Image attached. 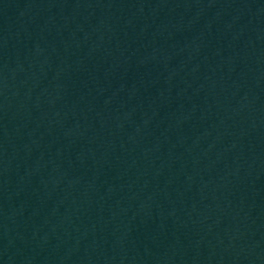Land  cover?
Masks as SVG:
<instances>
[{
	"label": "water",
	"instance_id": "water-1",
	"mask_svg": "<svg viewBox=\"0 0 264 264\" xmlns=\"http://www.w3.org/2000/svg\"><path fill=\"white\" fill-rule=\"evenodd\" d=\"M0 264H264V0H0Z\"/></svg>",
	"mask_w": 264,
	"mask_h": 264
}]
</instances>
